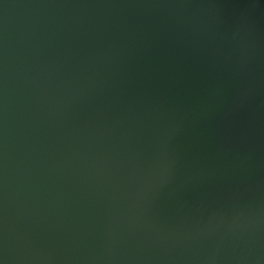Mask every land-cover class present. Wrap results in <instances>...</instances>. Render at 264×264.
<instances>
[{
  "label": "water",
  "instance_id": "obj_1",
  "mask_svg": "<svg viewBox=\"0 0 264 264\" xmlns=\"http://www.w3.org/2000/svg\"><path fill=\"white\" fill-rule=\"evenodd\" d=\"M0 264H264V0H0Z\"/></svg>",
  "mask_w": 264,
  "mask_h": 264
}]
</instances>
